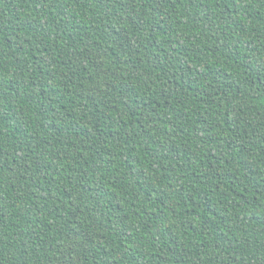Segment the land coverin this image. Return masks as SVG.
<instances>
[{"label":"trees","instance_id":"obj_1","mask_svg":"<svg viewBox=\"0 0 264 264\" xmlns=\"http://www.w3.org/2000/svg\"><path fill=\"white\" fill-rule=\"evenodd\" d=\"M0 264H264V0H0Z\"/></svg>","mask_w":264,"mask_h":264}]
</instances>
